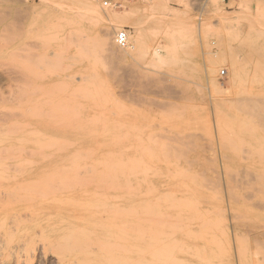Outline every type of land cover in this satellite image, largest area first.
Here are the masks:
<instances>
[{
	"label": "rangeland",
	"instance_id": "obj_1",
	"mask_svg": "<svg viewBox=\"0 0 264 264\" xmlns=\"http://www.w3.org/2000/svg\"><path fill=\"white\" fill-rule=\"evenodd\" d=\"M92 1L103 20L87 0H0V172L17 123L42 138L20 135L33 174L57 179L0 190V264H264V132L238 102L264 94V0Z\"/></svg>",
	"mask_w": 264,
	"mask_h": 264
},
{
	"label": "bare ground",
	"instance_id": "obj_2",
	"mask_svg": "<svg viewBox=\"0 0 264 264\" xmlns=\"http://www.w3.org/2000/svg\"><path fill=\"white\" fill-rule=\"evenodd\" d=\"M107 1V0H106ZM142 1H149V0H142ZM160 2H161V4H167L168 3V0H160ZM107 3H108V1H107ZM102 4L104 5V0H103V2H102ZM107 5V4H106ZM105 5V6H106ZM87 7H89L90 8V10L91 11H89V12H94V13H96L97 15H95L97 18L96 19H98L100 16L102 17V13H101V11L94 5V2L92 1V0H87ZM207 10L209 11V12H211V13H214V14H216L217 12H218V4H217V2H215V1H209L208 3H207ZM105 12V11H104ZM135 12V10H130V13H134ZM99 16V17H98ZM105 16H106V18H108V21L109 20H112L113 19V16L111 15V14H108V13H105ZM99 18V19H104L103 17L102 18ZM112 26V25H111ZM114 27V26H113ZM116 28V27H115ZM115 28H113V29H108L107 31H105V32H100V34H99V37H98V42H99V45H100V47L102 48V49H104V50H108L109 49V46H110V43H109V36H110V34L115 30ZM120 32H122V33H125L126 34V38H127V40H126V44L123 46V47H118L117 45H116V43H115V37H116V34H118V33H120ZM120 32H117L116 34H115V36H114V38H113V44H114V47L116 48V49H118V50H123L124 51V53H127L133 46H134V42H131V40H130V38H129V36H128V34L126 33V31H120ZM35 80H30V81H28V87H29V93H28V96H27V98H25V99H28L27 101H29V103L33 106L32 108H34V109H36V111H41V112H43V110H46V108H47V106L49 105V101H51V100H48L47 101V99L46 100H42L43 98H39V99H35L33 96H31V94H32V90H33V86L35 85V82H34ZM39 81V80H38ZM251 82H252V84H254V85H261V86H264V81L263 80H251ZM263 84V85H262ZM40 87V86H39ZM41 88V87H40ZM260 88V87H259ZM249 89V88H248ZM254 88H253V86H252V88H251V90H253ZM261 89V88H260ZM255 90V89H254ZM256 90H258V88H256ZM249 91V90H248ZM257 93V94H256ZM255 94H253L252 92H250V95H249V93H248V96L246 95V96H244V97H242L241 99H239L238 100V102L239 103H241L242 104V106L244 107V110L246 111V113L251 117V118H249V120H252L255 124H254V127H255V125H256V127H258V126H260L261 127V129L263 130V132H264V94H263V92L262 93H260L259 91L258 92H256ZM259 93V94H258ZM45 99V98H44ZM234 101H237V100H235V99H233ZM28 103V104H29ZM24 105V104H23ZM26 106H28L27 104H26ZM26 106H23V107H26ZM51 106L52 105H50V108H51ZM31 108V109H32ZM50 108H47V111H48V109H50ZM29 109V108H28ZM31 109H29V110H31ZM24 111V110H23ZM23 111H20V112H23ZM33 111V110H32ZM35 111V110H34ZM34 111H33V113L31 114H29L30 116L31 115H34L35 113L36 114H38V112H36L35 111V113H34ZM15 113H17V112H15ZM19 113V112H18ZM17 113V114H18ZM45 113H46V111H45ZM17 114H14L13 112H12V116L13 115H15L14 117H12V118H15L16 116H19V114L17 115ZM22 114V113H21ZM47 114V113H46ZM45 114V115H46ZM23 115V114H22ZM26 116V118H28V119H30L27 115H25ZM35 116V115H34ZM22 117V116H21ZM35 118H38L37 117V115L35 116ZM31 119H32V116H31ZM34 119V118H33ZM39 119V118H38ZM37 119V120H38ZM8 123L10 122V119L8 118ZM43 120H45L44 118H43ZM42 120V121H43ZM248 120V122H250ZM21 121V120H20ZM26 121V120H25ZM32 121V120H31ZM27 122V121H26ZM49 121H47V123H48ZM65 122L66 121H64V122H60V121H58V122H56V123H53V125H55L57 128H58V126H62V128H63V126H64V124H65ZM7 123V124H8ZM13 123V122H12ZM15 125L17 124V123H14ZM13 124V125H14ZM26 124V123H25ZM49 124H52L51 122L49 123ZM48 124V125H49ZM61 124H63V125H61ZM9 125V124H8ZM12 125V126H13ZM14 125V128L13 127H11L10 126V128H7L6 127V131H8L7 133L9 134V132L11 131L12 133H11V135H13V136H17V134L16 135H14V132H17V133H20L18 136V138H19V140H15L14 139V141L12 142V144L14 145V143L17 141V145L16 146H14V150H13V153H12V155H13V159L14 160H12V161H16L17 160V162H16V164L15 165H13L12 167H10V168H8L7 167V172L5 171V172H0V190H1V192L2 193H4L6 196L8 195H10V194H12L13 192H19V194H24V195H26V194H28V192H38V191H40L41 189H43V188H47L48 186L49 187H54V182L52 183L51 181L52 180H57V179H51L52 177H53V175H46L45 173V175H39V174H33V170L35 169V163L34 162H29V161H26V160H24V158H23V154H24V151L22 150V143L24 144V142L22 141V140H20V135L21 136H25L27 139H28V137L29 136H33V137H35L36 136V133H33V132H29V133H27L26 132V134H28V135H24L23 133V135L21 134V131L23 130V128H22V130L21 129H18V127H20V125H18V127L16 128V126ZM27 125V124H26ZM52 125V126H53ZM58 125V126H57ZM258 125V126H257ZM23 127L24 128H26L24 125H23ZM47 127V126H46ZM65 127H67V126H65ZM65 127H64V129H65ZM21 128V127H20ZM48 128V127H47ZM55 128V127H54ZM56 128V129H57ZM8 129V130H7ZM17 129V130H16ZM32 129V128H31ZM259 129V128H258ZM257 129V130H258ZM260 129V130H261ZM16 130V131H15ZM36 132V131H35ZM56 133V132H55ZM57 134V133H56ZM35 135V136H34ZM40 134H37V137L38 138H36L35 137V139H36V142H35V144L39 147V148H37L36 146H34L35 148H37L38 150L40 149V145H38V144H40V143H42V142H38L37 140H39V139H42L40 136H39ZM10 136V134L8 135V137ZM55 136V135H54ZM23 137H21V138H23ZM40 137V138H39ZM45 138H47V137H44L43 139H45ZM54 138H56V137H54ZM11 139H13V138H11ZM17 139V138H16ZM34 139V138H33ZM32 139V141H34ZM48 139H50V138H48ZM29 141L31 140V138H29L28 139ZM51 140V139H50ZM50 140H48V141H46V143H45V145H46V147H47V142L48 143H50ZM52 140H54V139H52ZM51 140V141H52ZM56 140V139H55ZM12 141V140H11ZM10 140H9V142H11ZM19 141V142H18ZM22 141V143H20ZM25 141V140H24ZM32 141H30V142H28V144H30ZM26 142V141H25ZM19 143V144H18ZM34 142H32L30 145H34L33 144ZM1 144V143H0ZM21 144V145H20ZM25 144H27V142L25 143ZM49 146L51 147V143L49 144ZM49 146H48V148H49ZM43 147V146H42ZM9 150V149H8ZM41 150V149H40ZM32 151V150H31ZM37 151V150H36ZM15 152V153H14ZM34 152H35V150H34ZM9 153V152H8ZM7 153V154H8ZM39 153V152H38ZM38 153H36V154H38ZM10 156H11V154H9ZM10 156H8V157H10ZM37 156V155H36ZM53 158V157H52ZM55 158V157H54ZM53 158V159H54ZM55 160V159H54ZM39 162V161H38ZM13 164V163H12ZM40 164H42L41 163V161H40ZM4 165V164H3ZM49 170V169H48ZM48 170L46 171V173L48 172ZM10 171V172H9ZM51 171H52V169H51ZM40 174H41V172H40ZM51 179V180H50ZM168 180V179H167ZM237 182V181H236ZM185 187H186V185H185ZM148 193V192H147ZM149 195L151 194L150 192L148 193ZM147 194V195H148ZM165 194V193H164ZM173 194V193H172ZM224 194V193H223ZM152 195V194H151ZM233 195V193H231V195L228 193L226 196H227V198H229V197H231ZM240 195V194H239ZM248 195V194H247ZM21 196H19V199H21L20 198ZM217 197H218V195H217ZM216 197V199H218ZM225 197V196H224ZM223 197V198H224ZM214 198H215V196H214ZM226 198V199H227ZM233 198H234V196H233ZM236 198V200H238L239 199V196L237 197H235ZM235 198H234V200H235ZM238 198V199H237ZM247 198V197H246ZM174 199H176L177 200V198H174ZM248 199V198H247ZM214 200V199H213ZM213 200H211V201H213ZM228 200V199H227ZM226 200V201H227ZM230 200V199H229ZM234 200H232V201H234ZM235 200V201H236ZM21 201L23 202V200L21 199ZM21 201H19L18 200V202H21ZM160 201V200H159ZM159 201H157L158 203H159ZM235 201H234V203H235ZM139 203H142V202H139ZM169 203V202H168ZM197 203V202H196ZM229 203V202H228ZM239 202H237V204H238ZM15 203H13V204H11V206L12 205H14ZM17 204V203H16ZM20 204H23V203H20ZM218 204V203H217ZM198 205V204H197ZM239 205V204H238ZM10 206V207H11ZM236 206V205H235ZM12 207H14V208H16V209H23L24 208V206H19V205H15V206H12ZM197 207V206H196ZM5 208V207H4ZM194 208V207H193ZM192 208V210H194L195 212H196V209L194 208L193 209ZM229 208V207H228ZM243 208V207H242ZM44 209V208H43ZM191 209V208H190ZM176 210H177V208H176ZM191 210V211H192ZM204 210H206V209H204ZM219 211V212H221L222 213V210H219V209H215V212H217V211ZM193 211V212H194ZM11 212V211H10ZM194 212V215L195 214H197V212L195 213ZM207 212L208 211H206V214H207ZM210 212V211H209ZM215 212H213V213H215ZM200 213V212H199ZM213 213H211V214H213ZM220 213V214H221ZM219 214V213H218ZM221 215H223V213L221 214ZM208 216V215H207ZM220 216V215H219ZM14 217H18V218H21L20 217V215L19 214H17L16 216H14ZM197 217V216H196ZM195 217V218H196ZM17 218V219H18ZM52 218H54V217H51V216H45L44 217V219L42 220V221H40V224H47V225H49V223L52 221ZM199 218H201V216L199 217ZM16 220V219H15ZM98 220H100V219H98ZM197 220V219H196ZM155 221H148L147 223H148V225L150 226L151 224H153ZM199 222V221H198ZM96 225H97V223H95ZM147 225V226H148ZM199 225H200V223H199ZM11 226V225H10ZM195 226H196V224H195ZM194 226V227H195ZM151 227V226H150ZM233 227V226H232ZM201 228V227H200ZM202 229V228H201ZM211 229V228H210ZM215 229V228H214ZM206 230V229H205ZM216 230V229H215ZM44 232V231H43ZM173 233H174V231H172V234H170L169 233V231H166V232H164V233H162V236H163V238L165 239V241H163V243L161 244V247H163L165 250H168V251H170V250H172V249H174V248H171L170 246H169V244L170 243H167V241L166 240H170V236L172 235V237H173ZM185 234V233H184ZM190 234V233H189ZM189 234H186V235H188V236H190ZM220 234V233H219ZM193 236H194V234H192ZM191 235V236H192ZM223 235V234H222ZM196 236H199V234L198 235H196ZM115 237H117V236H115ZM153 238H156V237H154V236H152V235H150L149 234V237H148V239L147 240H151V241H153L154 239ZM211 238V237H210ZM214 238H216V237H214ZM214 238H211L212 240L214 239ZM195 239V238H194ZM201 239V238H200ZM224 239V238H223ZM202 240V239H201ZM203 241V240H202ZM208 241V240H207ZM214 241V240H213ZM229 241V240H228ZM215 242V241H214ZM220 242V241H219ZM225 242V241H224ZM152 243V242H151ZM206 243V242H205ZM213 243V242H212ZM147 247H148V245H147ZM173 247V246H172ZM144 248V247H143ZM193 248V247H192ZM214 248H215V246H214ZM217 248V247H216ZM215 248V249H216ZM147 249L149 250V248H144L142 251H141V253L143 254V253H146V252H144V250L145 251H147ZM195 249V248H194ZM194 249L192 250V251H194ZM221 249V248H220ZM217 250H218V248H217ZM212 252H214V251H211V253ZM226 252V251H225ZM197 253V252H196ZM183 254V253H182ZM201 254H203V253H201ZM259 254V253H258ZM216 255V254H215ZM218 256V255H217ZM264 256V255H263ZM221 257V256H220ZM204 260V259H203ZM201 261V260H200ZM203 262V261H202ZM209 264V263H208Z\"/></svg>",
	"mask_w": 264,
	"mask_h": 264
},
{
	"label": "built area",
	"instance_id": "obj_3",
	"mask_svg": "<svg viewBox=\"0 0 264 264\" xmlns=\"http://www.w3.org/2000/svg\"><path fill=\"white\" fill-rule=\"evenodd\" d=\"M107 4V1L106 0H104V5H106ZM126 40H127V38H126V34L125 33H122V32H120V33H118V34H116V37H115V43H116V45L118 46V47H123L125 44H126ZM224 72H222V74H223Z\"/></svg>",
	"mask_w": 264,
	"mask_h": 264
}]
</instances>
